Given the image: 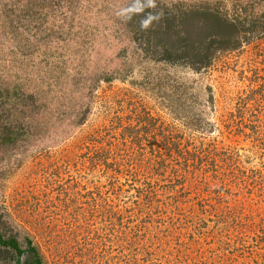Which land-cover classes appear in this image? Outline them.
<instances>
[{
	"label": "rangeland",
	"instance_id": "374dc122",
	"mask_svg": "<svg viewBox=\"0 0 264 264\" xmlns=\"http://www.w3.org/2000/svg\"><path fill=\"white\" fill-rule=\"evenodd\" d=\"M0 264H264V0H0Z\"/></svg>",
	"mask_w": 264,
	"mask_h": 264
},
{
	"label": "trees",
	"instance_id": "16d2710c",
	"mask_svg": "<svg viewBox=\"0 0 264 264\" xmlns=\"http://www.w3.org/2000/svg\"><path fill=\"white\" fill-rule=\"evenodd\" d=\"M207 16H209V17H212V15L211 14H206ZM218 19V18H217ZM221 22H223L224 23V21H221Z\"/></svg>",
	"mask_w": 264,
	"mask_h": 264
}]
</instances>
